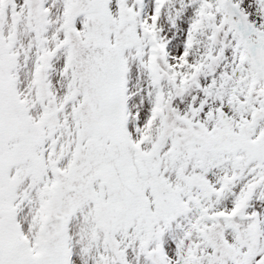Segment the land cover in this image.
<instances>
[{"label": "snow or ice", "instance_id": "obj_1", "mask_svg": "<svg viewBox=\"0 0 264 264\" xmlns=\"http://www.w3.org/2000/svg\"><path fill=\"white\" fill-rule=\"evenodd\" d=\"M0 264H264V0H0Z\"/></svg>", "mask_w": 264, "mask_h": 264}]
</instances>
